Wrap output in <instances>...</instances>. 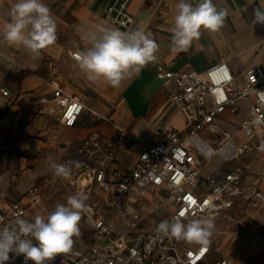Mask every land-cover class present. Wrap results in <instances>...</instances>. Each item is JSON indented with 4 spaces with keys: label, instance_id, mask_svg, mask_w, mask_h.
Returning <instances> with one entry per match:
<instances>
[{
    "label": "crops",
    "instance_id": "0c3cea01",
    "mask_svg": "<svg viewBox=\"0 0 264 264\" xmlns=\"http://www.w3.org/2000/svg\"><path fill=\"white\" fill-rule=\"evenodd\" d=\"M122 1L43 0L57 23L58 39L40 56L21 47H9L0 40V208L10 201L28 206V190L39 188L52 177L51 162L80 161L82 167L73 168L72 176L76 179L81 172L84 178L91 179L97 165V156L92 154L94 142L106 147L119 163L131 165L145 147L165 141L172 130L182 132L184 116L169 99L175 85L158 75V65L169 71H204L225 60L236 76L235 84L239 85V76L263 61L264 25L252 27L251 20L253 9L264 0H213L218 9H228L224 27L218 33L201 30L199 40L181 52L173 51L170 31L180 0H128L127 12L132 21L127 26L106 17L107 7ZM15 2L0 0V27ZM100 24L121 31L140 27L151 33L159 45L156 61L123 81L119 88L89 81L71 54L91 46L89 33ZM55 89L83 103L85 111L76 125L63 126L60 111L41 102L42 97H52ZM3 90L8 95H3ZM252 102V96L240 101V115L228 112L220 115L211 130L206 129L196 137L195 144L207 158L203 159L204 172H226L238 167L243 172L244 189L257 187L264 191V154L252 149L228 160L223 156L230 157L232 148L229 154L219 149L247 140L239 126ZM91 111L106 119H92ZM216 154L223 158V164L210 169L206 165ZM74 183L78 189L80 183L77 180ZM232 214L235 223L214 220L215 230L224 235L230 230L238 236L249 231L253 235H262L259 230L264 232V210L252 213L241 202L232 209ZM35 217L29 211V219L34 221Z\"/></svg>",
    "mask_w": 264,
    "mask_h": 264
},
{
    "label": "built area",
    "instance_id": "2783aa9c",
    "mask_svg": "<svg viewBox=\"0 0 264 264\" xmlns=\"http://www.w3.org/2000/svg\"><path fill=\"white\" fill-rule=\"evenodd\" d=\"M127 3L124 0L109 5L108 20L127 26L132 21ZM78 53L74 51L71 56L75 59ZM157 71L165 81L175 85L169 99L182 112L185 129L172 130L165 141L145 147L131 165L119 163L101 143H93L97 165L91 179L80 172L76 180L88 188L89 194L96 187L103 194L101 200L86 201L87 209L83 212L95 241L88 246L74 245L71 253L57 256L51 264H238L214 247L212 237L209 247L201 250L199 245L158 234L156 228L162 220L171 222L180 212L186 218L211 216L232 224L236 222L232 209L241 202L252 213L264 210V191L257 187L244 189L241 168L204 172L203 159L207 158L192 140L204 130H211L214 120L223 113L242 114L240 101L252 96L248 115L239 126L247 140L238 146L231 144V156H222L230 160L252 149L264 154V57L260 64L239 76V85L235 84L236 76L225 60L204 71H169L162 65L157 66ZM2 94L8 95V91L3 90ZM41 102L60 111L65 127L76 125L85 111L82 102L64 95L60 89H55L50 98L42 97ZM90 115L96 121L106 119L93 111ZM27 195L28 206L10 201L0 208V227L17 216L31 221L29 211L40 201V189L31 187ZM146 201L151 208L145 207ZM237 237L243 240L245 234ZM104 240L106 244L101 243ZM263 251L264 237L251 236L249 252ZM6 264H23V256Z\"/></svg>",
    "mask_w": 264,
    "mask_h": 264
},
{
    "label": "clouds",
    "instance_id": "9594fccd",
    "mask_svg": "<svg viewBox=\"0 0 264 264\" xmlns=\"http://www.w3.org/2000/svg\"><path fill=\"white\" fill-rule=\"evenodd\" d=\"M228 15V9H218L213 0H200L197 5L180 0L174 26L170 29L173 51H187L194 40H199L201 30L220 32ZM252 15V27L264 25V3L255 7ZM88 38L91 46L78 53L75 59L79 70L91 82L119 88L123 81L132 79L157 59L159 45L151 33L140 27L121 31L100 24ZM57 39V23L43 0H16L0 27V40L9 47H21L34 56H40ZM49 167L55 177L70 179L73 168L82 167V162H51ZM87 199L85 193L78 191L68 196L66 203L57 204L46 218L38 215L34 221H29L17 216L10 224L0 227V264L18 256H23V264L29 261L51 264L57 256L71 253L74 238L81 235L79 223L87 209ZM214 229L213 217L186 218L185 213L180 212L171 222L162 220L156 231L205 250L211 243Z\"/></svg>",
    "mask_w": 264,
    "mask_h": 264
},
{
    "label": "rangeland",
    "instance_id": "374dc122",
    "mask_svg": "<svg viewBox=\"0 0 264 264\" xmlns=\"http://www.w3.org/2000/svg\"><path fill=\"white\" fill-rule=\"evenodd\" d=\"M220 147L219 145L216 146V149ZM233 148L231 143L224 145L220 147V152L223 153H230V149ZM202 151H204L202 149ZM223 158L216 154L213 161L208 163L206 166L210 169L217 167L218 165L223 164ZM205 166V167H206ZM73 172V171H72ZM76 179H74V176H71L70 179H63L59 177H55L54 174H52V177L49 178L48 181H44L42 185L39 186L40 189V201L36 203L33 207H31L30 211L33 212V215L35 216H43L47 217V215L55 209V206L57 204H63L66 203V200L68 196L75 194L76 192H83L86 195L89 194L87 191L88 188L83 187L81 182L79 184V188L77 189V183H74ZM84 185L87 183V181L83 182ZM102 191L99 187H96L91 191V193L87 196V201L90 202V200H101ZM148 198V197H146ZM151 203L146 201L145 207H150ZM80 232L81 235L79 238H74L75 240V246L83 245L88 246L91 243H93L94 237L92 234V229L87 222L84 214L82 213V218L79 223ZM264 237L263 230H259ZM227 235V237H226ZM255 235V234H254ZM237 232H232L230 230L227 231V233L224 235L223 232L215 231V233L212 235V242L214 244V247L218 249L221 254L231 257L236 261L238 264H264V251L259 254H254L249 252V243L251 236H253V233L250 231L245 234V237L243 240H240L238 237ZM102 244H106L107 240H104L101 242ZM217 256V254H216Z\"/></svg>",
    "mask_w": 264,
    "mask_h": 264
},
{
    "label": "bare ground",
    "instance_id": "6f19581e",
    "mask_svg": "<svg viewBox=\"0 0 264 264\" xmlns=\"http://www.w3.org/2000/svg\"><path fill=\"white\" fill-rule=\"evenodd\" d=\"M195 139H196V137H193V138H192V140H193L194 143H195Z\"/></svg>",
    "mask_w": 264,
    "mask_h": 264
}]
</instances>
